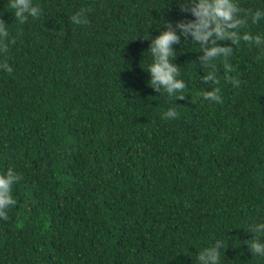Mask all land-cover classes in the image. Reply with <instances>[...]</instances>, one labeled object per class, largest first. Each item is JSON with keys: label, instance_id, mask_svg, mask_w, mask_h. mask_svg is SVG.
Returning a JSON list of instances; mask_svg holds the SVG:
<instances>
[{"label": "trees", "instance_id": "16d2710c", "mask_svg": "<svg viewBox=\"0 0 264 264\" xmlns=\"http://www.w3.org/2000/svg\"><path fill=\"white\" fill-rule=\"evenodd\" d=\"M32 2L40 15L20 23L0 0V174L19 176L0 264H195L216 240L220 264H264L248 247L264 221L259 49L223 42L234 70L226 79L217 58L215 102L202 95L200 47L182 36L173 62L187 87L166 118L147 50L166 21L192 19L176 0ZM239 5L243 16L264 0ZM239 31L264 33V18Z\"/></svg>", "mask_w": 264, "mask_h": 264}, {"label": "clouds", "instance_id": "9594fccd", "mask_svg": "<svg viewBox=\"0 0 264 264\" xmlns=\"http://www.w3.org/2000/svg\"><path fill=\"white\" fill-rule=\"evenodd\" d=\"M176 5L180 12L190 13L192 19L182 18L175 23L166 21L159 34L151 36V40L148 39L147 50L151 54V61L146 70L150 76L148 82L158 93L163 89L171 101L172 106L163 113L166 118L178 116L174 102L184 98L182 90L187 87L185 80L180 76L179 66L173 62L177 53L173 45L180 44L182 36L186 38L190 36L191 40L200 47L201 54L197 60L202 67L208 69L201 76V81L209 86L207 89L204 88L202 95L210 101H221L220 89L212 86L217 81V58L223 59L226 79L234 70L227 59L232 53V44L239 39L250 42L259 49L260 58H264V33L253 34L239 31L249 20L257 23L264 18V8L245 12L242 16L239 0H176ZM9 7L20 23L25 22L29 16L37 17L41 13L39 5L32 0H9ZM70 19L76 24L84 22L80 12L73 13ZM8 35V24L0 19V41ZM216 41L222 43H216ZM225 41L231 42V45L223 43ZM3 67L11 71L6 64ZM232 83L235 85L238 81L233 78ZM18 179L19 176L12 168L0 174V217L6 216L9 206L15 203L11 186ZM248 231L253 233L248 244L250 251L252 254L264 256V221L249 225ZM223 249L222 240L214 241L210 246L196 253L195 264H220Z\"/></svg>", "mask_w": 264, "mask_h": 264}]
</instances>
